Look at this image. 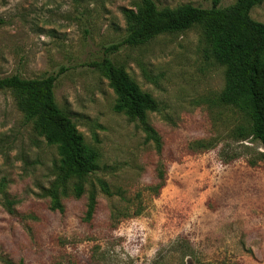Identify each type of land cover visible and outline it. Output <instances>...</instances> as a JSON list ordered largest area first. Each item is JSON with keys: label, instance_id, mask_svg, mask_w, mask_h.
<instances>
[{"label": "rangeland", "instance_id": "obj_1", "mask_svg": "<svg viewBox=\"0 0 264 264\" xmlns=\"http://www.w3.org/2000/svg\"><path fill=\"white\" fill-rule=\"evenodd\" d=\"M139 2L0 0V78L57 76L59 107L100 154L78 198L75 180H60L56 147L0 90V264H264V147L242 140L248 117L220 103L225 68L201 27L123 44L124 10ZM251 16L264 23V2ZM104 58L159 103L147 121L160 146L115 112L117 96L94 66ZM91 192L98 204L88 219Z\"/></svg>", "mask_w": 264, "mask_h": 264}, {"label": "trees", "instance_id": "obj_2", "mask_svg": "<svg viewBox=\"0 0 264 264\" xmlns=\"http://www.w3.org/2000/svg\"><path fill=\"white\" fill-rule=\"evenodd\" d=\"M263 2L237 0L222 7L220 0H214L210 8L192 4L159 8L155 0H140L135 9L124 10L128 33L123 44L138 47L164 34L201 27L210 58L225 68V87L219 97L220 103L234 107L248 117L249 130L240 128V138H252L264 147V23L251 16L253 9ZM113 49L116 48L110 50ZM94 66L109 81L117 96L115 112L125 114L130 120H139L147 138L160 146L159 134L147 121L148 113L160 111L156 99L142 91L126 70L111 59L104 58ZM57 79L52 75L27 79L16 74L0 78V90L11 91L16 96L26 120H35L36 128L47 144L56 147L60 180L74 179V190L80 198L85 192L86 181L100 169V154L86 144L72 118L59 107L55 96ZM98 182L107 196H113L105 180L98 179ZM97 204V195L91 192L88 219L95 214Z\"/></svg>", "mask_w": 264, "mask_h": 264}]
</instances>
